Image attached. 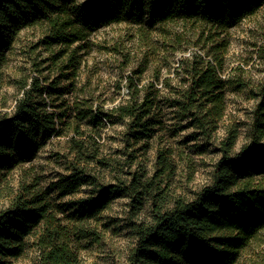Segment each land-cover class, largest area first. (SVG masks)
I'll use <instances>...</instances> for the list:
<instances>
[{"label": "trees", "instance_id": "obj_1", "mask_svg": "<svg viewBox=\"0 0 264 264\" xmlns=\"http://www.w3.org/2000/svg\"><path fill=\"white\" fill-rule=\"evenodd\" d=\"M263 6L264 0H0V67L6 61L13 34L34 22L46 24L47 45L69 47L117 21L142 23L146 16L152 25L202 22L222 30L253 16ZM175 39L180 41V36ZM262 41L258 54L264 53V33ZM75 49L70 51V63ZM204 56L212 57L215 65L197 54L182 57V78L172 85L174 79L167 77L161 85L174 118L178 124H185L181 129L190 128L189 138L206 143L223 117L224 89L229 80L217 74L221 64L214 54L205 50ZM126 79L128 100L94 111L77 99L72 107H65L63 88L47 79L44 85L38 78L18 82L21 95L12 111L0 113L1 178L31 163L48 141L62 134L68 135L64 143L71 162L67 174L46 188L39 186L37 177L25 176L19 181L18 192L0 210V264H12V259L23 257L29 241L38 251L39 264H77L74 240L82 236L100 242V234L88 224L114 196L127 198L135 211L142 197L152 200L149 219L131 226L134 245L126 264H233L247 243L264 245V185L254 186L250 173L254 157L264 156V79L254 88L258 101L248 143L235 152L238 134L229 127L216 145L219 158L209 183L191 198L172 199L160 187L171 167L167 151L157 153L148 178L127 173L124 179L118 173L113 183L105 184L91 168L112 165L100 153L101 132L97 127H102L103 121H127V143L129 138L150 139L160 123L164 98L160 100V91L154 87L159 78L141 87L135 84L138 81ZM67 110L72 112V120H64ZM83 120L91 125L90 130H81L79 122ZM82 187L89 189L87 195L59 203L65 197L74 198ZM4 190L0 189V197ZM66 208L71 211L68 216ZM262 251L256 264H264V247Z\"/></svg>", "mask_w": 264, "mask_h": 264}, {"label": "rangeland", "instance_id": "obj_2", "mask_svg": "<svg viewBox=\"0 0 264 264\" xmlns=\"http://www.w3.org/2000/svg\"><path fill=\"white\" fill-rule=\"evenodd\" d=\"M46 32V24L34 22L13 34L6 61L0 67V113L12 111L15 100L21 95L18 82H29L31 78H38L42 85L47 79L56 87H62L61 101L64 100L65 107H72L75 99L83 106L91 105L93 111L100 106L109 109L127 101V77L138 81L135 82L138 87L158 77L154 87L160 91L162 100L166 93L162 89V80L173 78L171 84L174 85L183 76L180 58L197 54L215 65L212 57L204 56L205 50L219 60L221 68H217V74L225 81L229 80L224 89L223 117L206 143L199 138H189L192 130L181 129L185 124H178L165 98L160 104V123L148 140L129 138L127 143V121L111 118L103 121L102 127L96 125L101 132L100 153L112 164L107 169L91 165L100 182L113 183L118 173L124 179L127 173L148 178L153 173L157 153L167 151L171 167L160 183L163 193L168 199L175 196L191 198L209 183L219 158L216 145L228 128L238 134L235 152L251 138L258 101L254 97V88L264 79V53L257 52L263 43L264 6L253 16L222 30L202 22L152 25L145 16L142 23L117 21L106 24L69 47L47 45ZM176 35L180 36V41L175 39ZM74 48V60L70 63V51ZM67 111L64 120H72V112ZM79 126L83 131L86 127L91 128L86 120L79 122ZM64 134L70 135V132ZM67 136L53 137L31 163L14 168L4 174L3 179L0 176V189H5L0 197V210L7 207L11 196L18 192L19 181L25 176L28 179L37 177L39 186L46 188L50 182L67 174L71 162L64 143ZM199 148L203 151L199 152ZM250 173L254 186L264 185V156L254 157ZM88 190L82 187L74 198L65 197L59 203L83 197ZM151 202L148 197H142L141 206L135 211L127 198L114 196L108 207L88 224L100 234V242L94 243L82 236L74 240L77 264H126L128 252L134 245L131 226L149 219ZM70 212L66 208L65 216ZM263 247V244L256 247L253 241L247 243L233 264H256L262 257ZM38 255L36 247L29 241L25 255L11 262L39 264Z\"/></svg>", "mask_w": 264, "mask_h": 264}]
</instances>
